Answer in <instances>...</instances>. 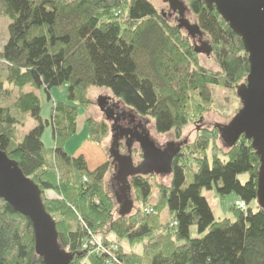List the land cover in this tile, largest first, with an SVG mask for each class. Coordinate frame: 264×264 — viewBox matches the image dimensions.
Wrapping results in <instances>:
<instances>
[{
	"label": "trees",
	"instance_id": "16d2710c",
	"mask_svg": "<svg viewBox=\"0 0 264 264\" xmlns=\"http://www.w3.org/2000/svg\"><path fill=\"white\" fill-rule=\"evenodd\" d=\"M186 2L200 32L194 36L207 37L215 71L198 65L190 44L196 38L178 21H167L151 0H0V16L10 20L0 48V98L13 88L19 91L12 108L0 103V150L39 187L56 223L58 244L73 257L70 264H264V210L256 202L259 160L243 137L230 149L218 148L215 124L192 143L179 141L186 142L172 161L169 185L158 186L152 212L143 211L151 196L150 176H134L129 183L139 206L123 217L104 190L110 161L94 147L76 156L65 152L78 129V109L90 104L92 87L109 89L133 114L152 119L157 134L174 132L177 139L193 120L190 94L200 100L195 102L198 114L211 101L208 87L221 86L236 95L249 69L240 39L215 9ZM65 83L66 102L51 100V89ZM26 87L47 92L51 120L41 118L40 99L24 92ZM26 117L36 125L17 140ZM49 126L50 152L42 143ZM86 126L90 143L102 147L107 125L88 118ZM192 157L197 167L185 186V161ZM241 174L248 176L243 184ZM211 190L222 197L234 194L246 208L232 206L233 221L215 220L202 195ZM163 211L168 224L159 220ZM191 227L199 238L190 237ZM89 231L101 237L117 263L108 262L106 253L97 256L83 248ZM123 242L139 249L126 252ZM112 245L117 249L111 250ZM0 264H43L30 222L3 200Z\"/></svg>",
	"mask_w": 264,
	"mask_h": 264
},
{
	"label": "water",
	"instance_id": "95a60500",
	"mask_svg": "<svg viewBox=\"0 0 264 264\" xmlns=\"http://www.w3.org/2000/svg\"><path fill=\"white\" fill-rule=\"evenodd\" d=\"M176 13L178 22L189 35L199 34V28L189 26L183 18L185 6L181 0H160ZM203 2L210 10L215 9L231 31L240 39L248 62L245 82L236 87V96L241 108L225 125H216L220 141L225 149L234 147L243 137L259 160L256 202L264 210V0H194ZM194 53H211V47L194 46ZM101 105L104 107V99ZM140 129V134L137 130ZM122 132V131H120ZM115 132L111 128V166L113 179L119 184L121 195L118 214L129 215L132 209L129 179L134 176L170 174L173 159L186 142L168 143L158 147L144 127L138 124L132 132ZM121 137L126 139L128 155L119 152ZM137 143L142 161L134 165L131 158L132 146ZM0 200L14 212L26 218L32 227L34 246L43 264H70L72 255L58 244V232L53 218L46 212L39 187L26 177L17 162L0 150Z\"/></svg>",
	"mask_w": 264,
	"mask_h": 264
},
{
	"label": "rangeland",
	"instance_id": "374dc122",
	"mask_svg": "<svg viewBox=\"0 0 264 264\" xmlns=\"http://www.w3.org/2000/svg\"><path fill=\"white\" fill-rule=\"evenodd\" d=\"M181 1L184 4V6L187 5L186 0H181ZM151 2L154 4L156 9L161 13V15L167 21H169L172 24L173 23L175 24V22L178 21L179 16L176 13L171 12L168 9L167 4H164L160 0H151ZM181 19L185 20L187 24H189V26H194L196 23L195 17L191 15V13L187 10L186 7H185L184 16ZM9 23L10 20L6 16L4 15L0 16V48L4 45V43L8 38L7 26ZM185 31L186 28H184V32ZM186 32L188 33V31ZM195 35L197 36V33H195ZM196 36L194 37L196 38L195 40L197 42L196 44L194 42L193 43L191 42L190 43L191 46L196 45L197 47H201V45L198 43L199 40L201 41L200 42L201 44H205L207 42L206 36H203L201 34L200 38L198 37L199 40ZM196 56H197L196 57L197 63L200 67L209 69L211 71L217 70V64L215 62V59L210 55V53L208 55H206L205 53H200L197 54ZM6 88L11 89L10 86ZM208 89L211 93V101L208 104V106L205 105L201 108L200 114L196 113L197 110H195V102H197L198 104L200 100H198L199 98L195 94H190L191 97L189 99L188 108H190V110L193 109L195 111V112L193 111V113L191 111V114L193 115V120L181 132V137L177 139L174 132H169L167 134H157L154 130V122L152 119H150L149 117L142 118L138 115L133 114L127 107H125L120 103V101L112 94V92L109 89L105 87L102 88L92 87L87 91V98L90 102L89 106L87 107V110H84L81 107L78 109V117H77L78 130L67 142L65 146L66 152L69 155H71L77 149H79L81 145H83L81 143L85 141V138L88 135V129L83 124V120L86 118H92L96 121L104 122L108 127L107 136L102 141L103 149L94 146V148L100 150L101 153L100 156L102 155L105 162L110 161L111 163L112 161L111 157L109 156V150L111 148V143H112L111 141L112 126L115 132L117 133L120 131L123 132L128 129L132 130L133 127H136L138 124H140L144 127L145 131L148 132L149 137L157 146H164L168 143H178L179 141H182L185 138L189 140V143H192L196 139L200 138V135L203 131H207L211 129L213 125L227 124L241 108L240 102L237 96L235 95L234 90H228L221 86L208 87ZM35 90L36 89L33 88H26L24 92L35 91ZM66 91H67V84L65 83L62 86L52 88L49 93V97L51 98V100L65 103L67 100ZM18 94L19 91L17 89L14 88L11 89L10 95L0 98V103L4 105L8 104L12 108ZM38 97L40 99V104H41V113H40L41 118L43 120H51V113H50L51 101L48 100L47 92L41 89L40 92L38 93ZM101 99H104V104H103L104 107L101 105L103 101ZM13 112L16 113L14 109ZM23 122H22L23 123L22 126L18 127L17 140H20L24 134H26L31 128H33L36 125L35 121H33V119H31L30 117H26ZM139 130L140 129H138L137 131ZM44 133L42 136V143L44 148L48 152H50V149H52L54 146L51 126L47 127ZM215 141L217 147L222 148L221 146L222 142L219 141L217 132L216 135L214 134V142ZM120 153L121 155H128L127 148L126 146L124 147L123 144L122 145L120 144ZM131 158L134 165H137L142 161L140 148L137 143H135L132 146ZM181 162H182L181 165L183 166V161ZM185 162L186 165L188 164L189 166L187 167L188 174L185 175V181H186L185 186H187L192 180L191 171H195L197 164L195 163L193 157ZM90 165L93 166V163H91ZM113 174L114 171L111 166L108 174L105 176L104 190L109 195V197L114 201L116 208L118 210L119 203L117 202L116 197H119L121 195V192L119 191V184L113 179ZM238 178L239 181L243 184L247 181L248 176L246 174H241L239 175ZM150 182L152 183L151 196L148 202L143 206L145 207L143 211L146 212V214L151 213L152 212L151 207H153L157 203L158 186L159 185L168 186L170 183V175L165 173L151 175ZM202 195L206 198L207 202L209 203V206L212 210L215 220L229 219L233 221L235 219L234 214L232 212V206L234 202L238 199H236L234 194H230L222 197L218 195L215 190H211V191H203ZM234 199L236 200L234 201ZM130 200L132 201V209L130 212L133 213L136 211L137 206H139L135 192L133 191L130 193ZM251 207H254V205L253 206L251 205ZM159 220L162 221V224H168V221L170 220H168V214L166 211H163L162 214H160ZM190 237L192 239L200 237L198 236L195 227L190 228ZM122 245L124 251L126 252L132 250L136 251L137 249H139L137 245L135 244L129 245L127 242H123Z\"/></svg>",
	"mask_w": 264,
	"mask_h": 264
},
{
	"label": "built area",
	"instance_id": "2783aa9c",
	"mask_svg": "<svg viewBox=\"0 0 264 264\" xmlns=\"http://www.w3.org/2000/svg\"><path fill=\"white\" fill-rule=\"evenodd\" d=\"M84 181H86V178H84ZM233 207L237 210H243L246 208V205L243 201L236 200L233 204ZM83 248L85 250H89L91 253H94L97 256L106 253V255L108 256V262L117 263V261L112 257V251L109 252L108 249L107 251L104 247H102L101 237L98 235H94L90 231L88 232V238L86 240V243L83 245ZM110 248L111 250H116L117 246L112 245Z\"/></svg>",
	"mask_w": 264,
	"mask_h": 264
},
{
	"label": "crops",
	"instance_id": "0c3cea01",
	"mask_svg": "<svg viewBox=\"0 0 264 264\" xmlns=\"http://www.w3.org/2000/svg\"><path fill=\"white\" fill-rule=\"evenodd\" d=\"M26 88H31V87H26ZM25 88V89H26ZM41 90V89H40ZM40 90H35V91H27V92H33L35 95H37L38 96V93L40 92ZM88 118H86V119H84L83 120V124L86 126V120H87ZM87 127V126H86ZM78 130V129H77ZM45 132V131H44ZM45 134V133H44ZM69 141V140H68ZM67 141V142H68ZM67 142H66V144H67ZM85 142V143H84ZM66 144H65V146H66ZM81 144H83V145H81V147L79 148V149H77L74 153H72L71 154V156H76V155H78V154H80L81 152H83V150L85 149V148H89V147H94L95 145L94 144H91L90 143V140H89V138H88V135L86 136V138H85V141H83ZM98 147V146H97ZM100 148H102V147H100ZM103 149V148H102ZM100 151V150H99ZM65 152H66V149H65ZM119 152H120V148H119ZM67 153V152H66ZM68 154V153H67ZM121 154V153H120ZM69 155V154H68ZM111 164V163H110ZM113 168V167H112ZM45 197H47V198H49V199H51L53 196L50 194V193H47L46 194V196ZM53 199V198H52ZM237 199V198H236ZM236 199H234V201L236 200ZM233 201V202H234ZM119 210V209H118Z\"/></svg>",
	"mask_w": 264,
	"mask_h": 264
},
{
	"label": "flooded vegetation",
	"instance_id": "af4514ba",
	"mask_svg": "<svg viewBox=\"0 0 264 264\" xmlns=\"http://www.w3.org/2000/svg\"><path fill=\"white\" fill-rule=\"evenodd\" d=\"M130 123H132V122H130ZM135 127H133V129H134ZM132 129V130H133ZM132 130L131 129H128V130H125L126 132H132ZM121 133V135H122V132H120ZM140 134L141 132H140V130L137 132V134ZM138 134V135H139ZM111 137H112V133H111ZM125 143H126V139L125 138H123V137H121V139H120V141H119V144H123V146L125 147ZM158 147H160V146H158Z\"/></svg>",
	"mask_w": 264,
	"mask_h": 264
}]
</instances>
